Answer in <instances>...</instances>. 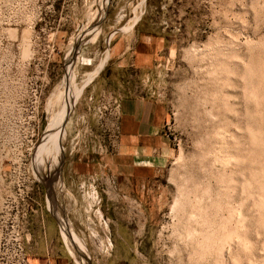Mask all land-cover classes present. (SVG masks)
<instances>
[{
    "label": "rangeland",
    "instance_id": "374dc122",
    "mask_svg": "<svg viewBox=\"0 0 264 264\" xmlns=\"http://www.w3.org/2000/svg\"><path fill=\"white\" fill-rule=\"evenodd\" d=\"M131 26L153 41L142 72L111 60ZM108 53L91 81L110 76V86L150 96L167 116L166 144L136 169L130 223L114 207L116 125L101 133L94 195L72 193L64 178L89 84L36 162L49 123ZM114 101L103 95L99 107ZM77 200L98 214L74 225L65 209ZM63 219L92 264H264V0H0V264H88Z\"/></svg>",
    "mask_w": 264,
    "mask_h": 264
},
{
    "label": "crops",
    "instance_id": "0c3cea01",
    "mask_svg": "<svg viewBox=\"0 0 264 264\" xmlns=\"http://www.w3.org/2000/svg\"><path fill=\"white\" fill-rule=\"evenodd\" d=\"M152 42V40L147 42L143 37H140L139 30L128 31L127 35H121V38L112 47L113 57L111 60H114V65H112L121 68L126 73L132 69L142 72V69L146 68L154 58ZM110 80V76L98 75L89 83L92 89L79 105L77 117L73 120L69 131L71 142L69 153L66 156L64 178L70 185L72 193L75 194L78 190H82L85 197L90 196V191L94 195L95 184L92 182L100 178V172L97 169L102 163H105L106 157H104V153L96 151L94 146L88 144V135L103 137L102 131L106 133L110 125H116L119 140L118 151L109 156L108 162L111 159V165L115 169L112 177L117 180V194L121 201H118L115 206L112 203L106 204V208L111 211V207L114 206L116 211L124 213L123 218L128 219L130 223L131 219L135 220L131 213L136 210L137 190L135 185L138 177L136 169L138 165H152L156 153L166 144L163 130L166 126L167 116L160 103L150 96L128 94L130 91H127L129 87L126 84H122L120 88H113L108 84V82L112 83ZM123 80L127 84L130 83V79L124 78ZM103 95L114 97L117 103L110 102L108 108L106 107V110L102 111L98 100ZM85 136L86 138H84ZM78 200L69 209H65L74 225L81 219L90 220L91 214L85 215L88 212L98 214L99 211L97 204L88 203L87 200L84 202ZM74 213H79V216L76 217Z\"/></svg>",
    "mask_w": 264,
    "mask_h": 264
},
{
    "label": "bare ground",
    "instance_id": "6f19581e",
    "mask_svg": "<svg viewBox=\"0 0 264 264\" xmlns=\"http://www.w3.org/2000/svg\"><path fill=\"white\" fill-rule=\"evenodd\" d=\"M97 30V29H96ZM98 31L96 33V36L93 38V40H96L97 36H98ZM110 40V38H109ZM78 55V54H77ZM76 55V56H77ZM75 56V55H74ZM75 56V57H76ZM74 57V58H75ZM77 58V57H76ZM108 59V54H107V57L104 61H102V63L99 65V68L97 69V71H95L94 73H91L88 77V80L86 82L85 85L79 87V88H76L74 89L73 91H71L70 95L68 96L67 100H66V103L64 104L60 114L58 115L57 118H55L52 122L49 123L48 125V128L46 130V132L44 133L43 135V138L41 140V142L39 143L38 145V149H37V154H36V162H37V165H38V168L40 167V162L42 161V148H44L43 144H44V141L46 140V142L49 140L50 141V145L48 146L49 149L52 148V145L56 144L57 141H59V138L61 137V134L64 133V129L63 127H65L69 117H70V114L72 113L74 107H75V104L77 102V100L79 99V97L81 96V94L83 93V90L84 88L87 86V84L89 83V81H91V79L97 74L100 72V70L103 68L104 66V62H106V60ZM76 60V59H75ZM74 60V61H75ZM69 78V77H68ZM67 80V78H66ZM65 80V81H66ZM65 86H66V90L68 89L67 87L69 86L68 83L65 82ZM69 92V91H68ZM62 93V92H61ZM59 95V94H58ZM61 95V94H60ZM59 95V96H60ZM63 95V94H62ZM67 91H66V96L67 97ZM66 99V98H65ZM59 123H61V127L59 129H57V131L53 134L52 132H50L52 129H55L54 127H57V125H59ZM63 126V127H62ZM49 133H52L50 136H49ZM49 136V137H48ZM48 137V138H47ZM47 138V139H46ZM46 144V143H45ZM46 146V145H45ZM58 146V144H57ZM56 148V146H55ZM59 148V146H58ZM53 150V149H52ZM59 149L56 148V151H58ZM55 151V149H54ZM48 154V153H47ZM46 155V154H45ZM49 156V155H48ZM51 156V155H50ZM49 158V157H48ZM47 158V159H48ZM52 158V157H51ZM54 158V157H53ZM62 159V157H61ZM60 159V160H61ZM60 163V162H59ZM60 166V164H59ZM59 169V168H58ZM61 171V170H60ZM46 179V178H45ZM47 182V180H46ZM44 183L45 185L48 184V183ZM49 185V184H48ZM54 200V199H53ZM55 202V201H54ZM53 202V203H54ZM58 217V215H57ZM60 218V217H59ZM61 219V218H60ZM63 222V232L70 235L69 233V226L67 224V222L63 219L62 220ZM72 237L76 238V240H78L79 242H81V240L74 234V233H71ZM73 242V241H72ZM82 243V242H81Z\"/></svg>",
    "mask_w": 264,
    "mask_h": 264
},
{
    "label": "built area",
    "instance_id": "2783aa9c",
    "mask_svg": "<svg viewBox=\"0 0 264 264\" xmlns=\"http://www.w3.org/2000/svg\"><path fill=\"white\" fill-rule=\"evenodd\" d=\"M117 101H114V104H116ZM89 142L91 141V145L95 147L96 151L102 153L104 149L107 147L105 146V140L103 138H99L98 136H95L93 134H89ZM92 136V137H91ZM91 138V139H90Z\"/></svg>",
    "mask_w": 264,
    "mask_h": 264
},
{
    "label": "water",
    "instance_id": "95a60500",
    "mask_svg": "<svg viewBox=\"0 0 264 264\" xmlns=\"http://www.w3.org/2000/svg\"><path fill=\"white\" fill-rule=\"evenodd\" d=\"M132 29H134V26H131L130 27V30H132ZM105 64H106V62L104 63V66H105ZM104 66H103V68H104ZM102 68V69H103ZM101 69V70H102ZM100 70V71H101ZM89 84V83H88ZM87 84V85H88ZM50 190V189H49ZM48 190V191H49ZM60 224H61V222H60ZM61 229L63 230V223L61 224ZM70 233V232H69ZM70 237L72 238V235L70 234ZM72 241H73V243L75 244V247H76V249L78 250V253H79V255L81 256V257H83V258H85L87 261H88V264H92V262H91V259H90V257L89 256H87L86 255V253H84V251L82 252V250H80V248L78 247V245H76V243H75V241H74V239L72 238Z\"/></svg>",
    "mask_w": 264,
    "mask_h": 264
}]
</instances>
